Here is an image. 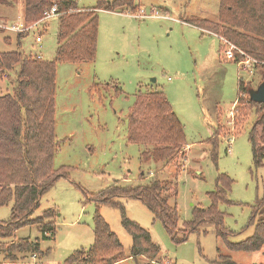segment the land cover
I'll return each instance as SVG.
<instances>
[{"label": "rangeland", "instance_id": "obj_1", "mask_svg": "<svg viewBox=\"0 0 264 264\" xmlns=\"http://www.w3.org/2000/svg\"><path fill=\"white\" fill-rule=\"evenodd\" d=\"M72 1L80 11L96 5V0ZM136 1L140 9L131 13L97 10L93 61L57 63L53 167L65 169L67 177L54 182L34 212L40 215L54 208L55 235L42 239L35 225L18 228L9 238H0V246L26 239L37 241L39 251L16 253L14 261L0 253V264H64L74 251L93 244L95 215L103 218L121 245L124 259L114 264H210L219 254L234 264H264V248L230 251L212 226H200L185 241L175 243L138 199L118 197L100 204L89 200L113 181L140 185L153 177L174 179L176 195L169 203L175 206L177 227L182 229L191 220L193 207L210 205L209 193L223 187L217 178L224 175L230 181L231 203L220 202L217 208L233 232L229 240L237 242L252 234V209L264 192V159L263 166L253 165L248 141L260 107L237 101L238 80L245 89L239 94L243 100L248 98L247 89L264 83L263 63L241 69L225 58L220 36L187 23L191 18L217 21L219 0ZM5 3H0V25L21 22L23 0ZM142 14L147 17H135ZM58 25L57 17L38 23L26 31L20 46L18 33L0 28V52L20 50L52 60ZM39 34L41 41L36 42ZM8 81L0 80V92L10 89ZM116 88L122 92L116 93ZM138 91H162L183 126L187 146L169 163H141L143 147L127 140V115ZM9 213L10 206L0 207V220H7ZM123 218L149 232L160 247L157 258L129 257L132 237Z\"/></svg>", "mask_w": 264, "mask_h": 264}, {"label": "trees", "instance_id": "obj_2", "mask_svg": "<svg viewBox=\"0 0 264 264\" xmlns=\"http://www.w3.org/2000/svg\"><path fill=\"white\" fill-rule=\"evenodd\" d=\"M15 0H0L12 4ZM22 20L25 24L38 21L44 11L55 6L59 20L56 34L55 57L44 60L40 56L26 55L20 50L0 52V80L8 79L10 89L0 92V207L10 206L9 218L0 220V238H9L24 226L35 225L42 239L55 235L56 215L54 208H47L35 215L39 198L58 178H66L65 169H54L56 152L54 135V92L56 65L60 62L93 61L96 52L98 17L97 10L119 13L139 10L136 0H96V5L77 10L72 0H23ZM83 9V8H82ZM218 20L191 18L187 23L222 36L246 56L263 63L264 68V0H219ZM185 21V22H186ZM28 32L16 35L17 44ZM40 35V34H39ZM41 36V35H40ZM238 54L232 60H241ZM12 75L11 79L10 76ZM237 101L260 107L259 117L248 130L253 165L263 166L264 159V102H254L249 97L240 99L244 92L241 80L237 81ZM116 93L121 89L116 88ZM262 110L260 111V109ZM216 137V136H213ZM214 138H211L213 142ZM127 140L141 145V163L148 161L169 163L187 145L183 126L173 112L172 106L162 91H138L127 115ZM174 175L176 178V175ZM173 177V178H174ZM223 187L217 186L209 193L208 207L195 206L192 218L178 229V215L169 199L175 197L174 179L151 178L140 185H120L113 181L108 187L89 196V200L100 203L126 197L140 200L159 219L171 240L183 242L199 227H213L216 236L230 251L255 252L264 248V192L257 199L249 224H254L250 236L237 242L229 237L233 234L223 222V213L218 203H231L227 197L229 179L224 175L217 178ZM122 224L132 237L130 256H144L154 260L160 254L148 231L137 223L123 218ZM93 244L85 250H76L64 264H114L124 259L121 245L108 225L99 215L93 217ZM1 244V243H0ZM5 244V243H2ZM39 251L38 242L20 239L16 244L0 246V253L10 261L16 253ZM210 264H234L225 255L219 254Z\"/></svg>", "mask_w": 264, "mask_h": 264}, {"label": "built area", "instance_id": "obj_3", "mask_svg": "<svg viewBox=\"0 0 264 264\" xmlns=\"http://www.w3.org/2000/svg\"><path fill=\"white\" fill-rule=\"evenodd\" d=\"M142 13V12H141ZM58 12L55 9V6H52L49 10L44 11L42 17L32 23V24H25L23 22V20L21 18H19L18 20H20L21 22H16L10 26H5V25H0V28H7L8 30L14 31L16 33H21V32H26V31H30L33 28H35V26L38 23H43L46 20L52 18V17H57ZM135 17H147L144 14H142L141 16L136 15ZM220 40L222 41V43L225 45V50H224V55L226 59L229 60H234L235 59V54H238L241 58V60L238 62V65L240 66L241 69L243 70H250V67L254 64L257 63L256 60L246 56L241 50H239L236 46H234L232 43H230L228 40L224 39L223 37H220ZM35 41L36 42H40L41 41V36L37 35L35 37ZM36 256L33 255V258H35Z\"/></svg>", "mask_w": 264, "mask_h": 264}, {"label": "water", "instance_id": "obj_4", "mask_svg": "<svg viewBox=\"0 0 264 264\" xmlns=\"http://www.w3.org/2000/svg\"><path fill=\"white\" fill-rule=\"evenodd\" d=\"M249 97L252 101L263 103L264 102V83L258 85L256 89L249 92Z\"/></svg>", "mask_w": 264, "mask_h": 264}, {"label": "crops", "instance_id": "obj_5", "mask_svg": "<svg viewBox=\"0 0 264 264\" xmlns=\"http://www.w3.org/2000/svg\"><path fill=\"white\" fill-rule=\"evenodd\" d=\"M187 146V145H186ZM187 148V147H186Z\"/></svg>", "mask_w": 264, "mask_h": 264}]
</instances>
